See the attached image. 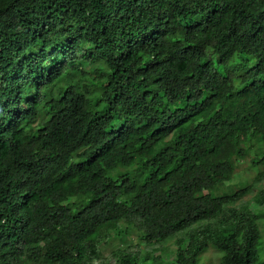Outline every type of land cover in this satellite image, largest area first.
<instances>
[{
    "label": "trees",
    "instance_id": "1",
    "mask_svg": "<svg viewBox=\"0 0 264 264\" xmlns=\"http://www.w3.org/2000/svg\"><path fill=\"white\" fill-rule=\"evenodd\" d=\"M250 155L264 0H0V264H264Z\"/></svg>",
    "mask_w": 264,
    "mask_h": 264
},
{
    "label": "rangeland",
    "instance_id": "2",
    "mask_svg": "<svg viewBox=\"0 0 264 264\" xmlns=\"http://www.w3.org/2000/svg\"><path fill=\"white\" fill-rule=\"evenodd\" d=\"M251 157L248 156L246 159L241 160L236 167V172H235V180H237L236 182L238 183H242L243 179L247 180L248 182L252 183L253 179H254V185L252 187V190L250 191V193H248L246 196H244L243 198H241L239 201L236 202L237 205H241L244 204L245 202H247V200L251 199V197L255 194L256 190L260 187L264 186V181L262 179H257L255 180V176H256V171L254 168L251 167L250 164V160L249 158ZM257 177V176H256ZM264 227V220L260 219L259 220V228L263 229ZM131 236H134L133 233H131ZM262 245H261V256L264 258V235L262 236ZM119 238L116 236L115 238H110L108 240V242L106 244H104L101 248L100 251L102 253V257L101 259L105 258L106 260H108V256L110 255L111 251L117 247V245L119 244ZM129 241V239H126L125 243H127ZM124 243V242H123ZM122 243V244H123ZM172 240H167V242L164 243V247L165 250L163 253H161L162 255V262L156 263V264H169L168 262L172 259ZM121 244V245H122ZM125 246V244L123 245ZM202 262H200V264H219V254L216 252V250L212 247L208 248L202 255ZM111 264L112 263V259H110L107 262H103V261H96V264Z\"/></svg>",
    "mask_w": 264,
    "mask_h": 264
}]
</instances>
